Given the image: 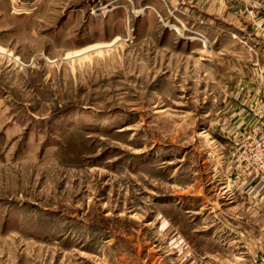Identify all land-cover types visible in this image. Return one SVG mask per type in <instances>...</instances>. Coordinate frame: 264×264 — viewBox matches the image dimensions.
Here are the masks:
<instances>
[{
    "label": "rangeland",
    "instance_id": "1",
    "mask_svg": "<svg viewBox=\"0 0 264 264\" xmlns=\"http://www.w3.org/2000/svg\"><path fill=\"white\" fill-rule=\"evenodd\" d=\"M263 18L0 0V264H264Z\"/></svg>",
    "mask_w": 264,
    "mask_h": 264
},
{
    "label": "built area",
    "instance_id": "2",
    "mask_svg": "<svg viewBox=\"0 0 264 264\" xmlns=\"http://www.w3.org/2000/svg\"><path fill=\"white\" fill-rule=\"evenodd\" d=\"M255 116L258 117L259 124L255 127V129H253L247 139L250 148L246 149H248L249 154L253 156V160H255V158L259 160H255V162L261 164L262 168L264 167V104H262L260 109L255 112Z\"/></svg>",
    "mask_w": 264,
    "mask_h": 264
},
{
    "label": "bare ground",
    "instance_id": "3",
    "mask_svg": "<svg viewBox=\"0 0 264 264\" xmlns=\"http://www.w3.org/2000/svg\"><path fill=\"white\" fill-rule=\"evenodd\" d=\"M118 40V39H117ZM95 45V44H94ZM89 47V46H88ZM97 47H99V46H97ZM84 49V48H83ZM83 52H79V53H77L76 55H80V54H82ZM98 53V52H97ZM100 53V52H99ZM93 54V53H92ZM96 54V53H95ZM67 57H68V55H67ZM67 57H66V59H67ZM72 57V56H71ZM96 57V56H95ZM98 57V56H97ZM89 58V57H88ZM92 59V58H91Z\"/></svg>",
    "mask_w": 264,
    "mask_h": 264
},
{
    "label": "crops",
    "instance_id": "4",
    "mask_svg": "<svg viewBox=\"0 0 264 264\" xmlns=\"http://www.w3.org/2000/svg\"><path fill=\"white\" fill-rule=\"evenodd\" d=\"M262 22L264 23V18L262 19ZM263 41H264V39H263ZM264 47V46H263ZM263 51H264V49H263ZM264 71V70H263ZM262 73V72H261Z\"/></svg>",
    "mask_w": 264,
    "mask_h": 264
}]
</instances>
